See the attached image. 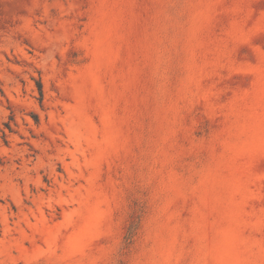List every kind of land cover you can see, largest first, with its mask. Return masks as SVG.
Masks as SVG:
<instances>
[{
  "label": "rangeland",
  "instance_id": "obj_1",
  "mask_svg": "<svg viewBox=\"0 0 264 264\" xmlns=\"http://www.w3.org/2000/svg\"><path fill=\"white\" fill-rule=\"evenodd\" d=\"M0 264H264V0H0Z\"/></svg>",
  "mask_w": 264,
  "mask_h": 264
},
{
  "label": "trees",
  "instance_id": "obj_2",
  "mask_svg": "<svg viewBox=\"0 0 264 264\" xmlns=\"http://www.w3.org/2000/svg\"><path fill=\"white\" fill-rule=\"evenodd\" d=\"M39 89H40V93H41V95L43 94V90H42V86H41V84H39Z\"/></svg>",
  "mask_w": 264,
  "mask_h": 264
}]
</instances>
